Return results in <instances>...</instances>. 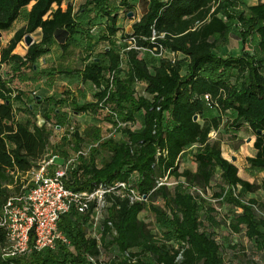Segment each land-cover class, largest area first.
<instances>
[{"label":"trees","instance_id":"trees-1","mask_svg":"<svg viewBox=\"0 0 264 264\" xmlns=\"http://www.w3.org/2000/svg\"><path fill=\"white\" fill-rule=\"evenodd\" d=\"M66 1L70 0H0V33L10 31L33 3L24 14L26 25L0 52V212L8 198L33 186L26 175L39 170L42 161L57 156L49 166L53 172L73 153L83 151L87 141L91 148L67 172L66 188L92 192L101 183L127 182L146 201L130 204L129 199L107 195L99 241L91 228L95 203L85 213L72 209L59 222L69 245L33 249L15 258H4L0 252V264H235L224 254L221 232L225 230L232 236L243 235L264 256V204L248 198L264 186L242 179L238 167L223 157L222 140L209 136L212 131L219 133L226 116L236 131L247 126L255 135L256 151L247 162L264 171V2L239 11L241 0H149L147 12L133 24V33L122 37L123 42L133 38L138 48H152L153 32L164 34L158 42L181 54L172 64L167 59L151 63L135 49L116 51L110 40L120 30L119 10L134 12L130 0H120L118 7H113L116 0H89L85 12L107 18L104 38L112 45L104 49L103 57L74 71L97 92L93 101L72 107L77 114H97L108 107L131 126L106 139L99 127L86 129L84 135L77 129L52 149L53 130L34 124L31 107L16 106L24 103L23 93L13 99L15 76L9 77L2 66H9L15 75L27 66L34 70L56 40L68 51L83 31L73 7L62 9ZM39 29L40 42H34L24 57L14 54L25 36ZM234 33L251 44L252 51L221 56L223 42ZM109 73L114 74L112 87ZM138 84L144 90H138ZM47 101L56 106L50 111L58 122L55 128H62L65 118L57 107L66 103L65 98ZM25 112L28 118L19 119L18 114ZM51 114H45L48 124ZM137 121L141 126L134 130ZM192 148L196 168L181 170L182 158ZM165 177L178 184L158 187ZM209 192L228 208L226 214L207 197ZM144 213L150 216L141 218ZM6 242L7 233L0 228V247ZM228 243L231 250L237 249L235 243ZM243 256L241 264H264Z\"/></svg>","mask_w":264,"mask_h":264},{"label":"rangeland","instance_id":"rangeland-1","mask_svg":"<svg viewBox=\"0 0 264 264\" xmlns=\"http://www.w3.org/2000/svg\"><path fill=\"white\" fill-rule=\"evenodd\" d=\"M261 2V0H241V4L237 10L242 11L247 7L257 4ZM264 2V0H263ZM119 3L115 1L113 3V7H118ZM147 10V2L140 0V5L136 6L134 12V16L129 18V13L126 12L125 8L119 10L120 18V35L124 31H130V26L132 25V21L134 19H138L139 16H142ZM33 40L36 41L38 39V34L31 35ZM117 42V43H116ZM116 51L122 52V49L127 48L128 44L122 42L121 37L119 36L116 39ZM113 43V41H112ZM108 46V45H106ZM115 47V46H113ZM251 44H244L242 40L238 37L237 34L231 35L227 42H223L220 48V55L223 57L229 56H239L244 52L252 51ZM27 45L25 41L21 43L20 48L18 51L22 54L26 52ZM83 48V47H82ZM84 49V48H83ZM105 47L100 49V52L95 55L96 57H103ZM120 52V53H121ZM85 52L80 50V48L74 47V45L70 46L68 51H63L62 47H58L53 51V57H44L37 62V66L34 68L36 71L30 69L28 73H22L20 75L15 76V83L13 85L15 96L13 99L16 100L18 97V93H23L24 103L20 104L17 103L16 106L20 109L23 107L27 108L28 106L33 109V117H30L33 120L34 124L38 126V119L44 120L46 123L45 114H51L50 111L56 108L55 105H50L48 102H43L42 98L39 96H50L54 98H65V104L59 105L57 108H60L62 116L65 118V124L61 128H55L56 124H58L57 120L55 119L54 115H52V122H49L48 127L53 130V137H52V149L54 147H58L61 139L69 133L71 135L77 129L84 135L86 129H91L95 127H99L102 131V139H106L110 137V134L115 132V127L111 124V121L107 120L106 112H99L97 114L93 113H85V114H77L75 113L72 104L76 103L77 105H83L85 103L93 101L94 94L97 92V89L91 83L83 84L82 79L78 74L74 73V71L81 70L84 67ZM149 59H153V57L146 55ZM142 57V56H141ZM93 60V59H92ZM90 60V61H92ZM108 61V60H106ZM11 71V70H10ZM33 71L36 72V76H33ZM9 72V71H8ZM7 73V69L5 68V72ZM10 75V74H8ZM30 80L32 82H30ZM25 82H28L26 84ZM32 83V84H31ZM142 89L139 87V90ZM52 93V94H50ZM52 108H51V107ZM28 112H25V114ZM20 113L19 119L25 120L28 118L27 114ZM219 114V112H218ZM232 118L231 115H228ZM62 119V118H61ZM232 120L224 118V123L217 133L216 139L222 140V150H223V157L232 162V158L235 157L236 161L234 164L239 169V176L247 180L251 183H255L258 185H263L264 179V171L254 169L250 166L247 162L248 158H251L255 155V149L253 147V143L255 141L254 133L247 127L242 126L238 131L232 128ZM62 124V123H61ZM141 122L137 121L134 125L133 129L138 130L140 129ZM114 128L113 129H111ZM122 128V127H121ZM116 136L118 137V132H115ZM87 145L84 148V151L89 152L91 141H87ZM195 148L189 149L186 151L182 158V162L180 164L181 170L189 168L195 169V163L193 160V154L195 152ZM51 153V152H50ZM72 154L71 156H73ZM233 163V162H232ZM29 181H32V175L28 177ZM174 181V179H171ZM23 189V188H22ZM22 189L16 193L22 191ZM207 197L211 199L213 203H215L218 211L222 214H226L228 208H223L219 205L215 197H213L212 193L209 192ZM248 198L257 199L258 202L264 204V189L259 190L255 194H250ZM238 212H241L240 210ZM150 216L149 213H144L141 215V218ZM232 241L235 243L236 250H231L228 246V241ZM221 243H223L224 254L227 261H233L235 264H241L240 259H243V255H247L253 257L254 259L258 260L259 262H264V256L258 254L255 250V246L252 242H250L247 238L243 235L232 236L225 231L221 232ZM234 251V252H233ZM237 259H235L236 256Z\"/></svg>","mask_w":264,"mask_h":264},{"label":"built area","instance_id":"built-area-1","mask_svg":"<svg viewBox=\"0 0 264 264\" xmlns=\"http://www.w3.org/2000/svg\"><path fill=\"white\" fill-rule=\"evenodd\" d=\"M164 37V34L159 36L156 32H153L150 39L151 44H153L152 48H138L135 39L131 38L125 42L128 46L122 49V54L135 49L140 51L142 57L148 55L153 57L154 60L167 59L175 64L181 58V54L164 47L158 42V39ZM113 76L114 74H107L110 87H112ZM140 85L143 84H138V86ZM14 96L15 92L12 97ZM204 99L207 105L212 108L210 106V96L206 95ZM103 110L113 118L115 123L112 122L111 125H114L115 132L126 125L131 126L121 122L110 108L106 107ZM37 124L39 127L48 125L41 119H38ZM111 129L114 130L112 127ZM115 132L113 131L110 137H115ZM217 133V131H212L209 135L210 138L216 139ZM73 154L64 164L58 165L53 172L49 170V166L54 164L57 156H52L48 161H42L40 169L33 171L31 181L33 186L21 194L8 198L2 206L0 228L5 229L7 233V242L0 247L1 255L4 258L24 256L31 253L33 249L38 252L55 250L58 243L69 245V240L60 231L59 222L61 217L72 209L85 213L90 205L95 203L91 228L92 236L99 241L100 226L107 205V195L115 194L122 199H129L130 204L146 201V197L140 195L137 189L127 182H117L112 185L101 183L92 192H75L67 189L64 184L67 172L81 156H85L88 152L83 150ZM171 179L165 177L158 183V187L163 185L173 187L178 184L177 181H171ZM89 260L95 263L94 258L89 257Z\"/></svg>","mask_w":264,"mask_h":264},{"label":"crops","instance_id":"crops-1","mask_svg":"<svg viewBox=\"0 0 264 264\" xmlns=\"http://www.w3.org/2000/svg\"><path fill=\"white\" fill-rule=\"evenodd\" d=\"M88 1L89 0H70L69 2L68 1L64 2L62 5V9L66 10L67 6L70 4L73 7L74 13L76 15V20L82 24L81 29H82L83 33L75 36V38L72 42V45H74V47H76V48H80V50L83 51V53L85 52V54H84L85 58H83V59H85L84 65L86 63H88L90 60L95 59V55L100 52L101 48H103V47L106 48L109 45H112V43L110 44L108 39L104 38L105 35L107 36V32H108V30H107V27H108L107 18H102L100 16H97L96 13L85 12L86 4ZM116 1L119 3L120 0H116ZM142 1L147 2V9H148L149 0H142ZM261 2H263V0H261ZM130 3L134 6L133 8L135 9L136 6L138 7V5H140V0H130ZM257 4H254L251 6H255ZM32 5H33V3H31L27 7V9L22 12V16L14 23V25L10 31L1 33L2 36L0 37V52L4 47L7 46V44L10 42V40L13 38L14 34L19 29L23 28L26 25V21L24 19L25 18L24 14H25V12H27L31 9ZM53 9L54 10L57 9V6L54 5ZM146 12H147V10H146ZM134 13H135V11H134ZM142 16H139L138 19H134V21H132V25L130 26V31H127V32L124 31L122 34H124V35L132 34L133 33V24L140 21ZM120 18H121V16H119V19H118L119 29H120ZM120 30H119V32H120ZM119 32L110 41L116 42V39L120 36L121 40L123 42V39H122L123 35H120ZM34 34H38V39L34 42L39 43L41 40V30L40 29L37 30ZM21 43L15 49L14 54H18V55L24 57L27 53L28 48L26 49V52L24 54L20 53L18 51V49L20 48ZM62 45H64V43L62 44V42L56 40L54 42V45L51 48L50 53L44 57H53V51L55 49H58V47H62ZM106 45H108V46H106ZM62 50L65 51L63 48H62ZM149 61L151 63H153L155 60L149 59ZM5 68L7 69V72L9 71L8 74H10V75H8V76L13 77L14 74L12 71H10L11 69L9 68V66H2L3 72H5ZM29 71H30V69L27 66L26 68H24L22 70V73H28ZM34 71H36V70L34 69ZM34 71H33V76L31 78L35 77L37 74ZM30 82H32V81L30 80ZM14 83L15 82H13L12 86L14 85ZM25 83L28 84V82H25ZM139 87L142 88V89H140V91H141V90H144L145 86L144 85L138 86L137 87L138 90H139ZM50 94H52V93H50ZM39 96L43 99L42 100L43 102H45V101L48 102L47 99L50 98V96H48V95L47 96L39 95ZM0 103H2L1 100H0ZM48 103L50 104V102H48ZM58 127H60V126H58ZM253 147H254V143H253ZM255 153H256V151H255ZM32 174H33V171L31 173L27 174L26 177H30Z\"/></svg>","mask_w":264,"mask_h":264},{"label":"water","instance_id":"water-1","mask_svg":"<svg viewBox=\"0 0 264 264\" xmlns=\"http://www.w3.org/2000/svg\"><path fill=\"white\" fill-rule=\"evenodd\" d=\"M134 16V13H129V18H132ZM2 36V34L0 33V37ZM24 41L27 45V47L29 48L32 44H34V40H33V37L31 35H27L25 36L24 38ZM195 120H197V117H195ZM60 128V127H58ZM236 161V158L233 157L232 158V162L234 163Z\"/></svg>","mask_w":264,"mask_h":264}]
</instances>
